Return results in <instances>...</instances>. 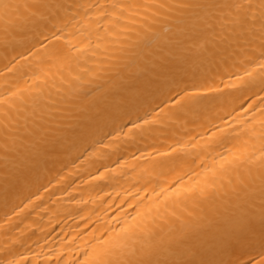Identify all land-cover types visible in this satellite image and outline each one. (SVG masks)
Returning <instances> with one entry per match:
<instances>
[{
    "label": "bare ground",
    "instance_id": "bare-ground-1",
    "mask_svg": "<svg viewBox=\"0 0 264 264\" xmlns=\"http://www.w3.org/2000/svg\"><path fill=\"white\" fill-rule=\"evenodd\" d=\"M0 264H264V0H0Z\"/></svg>",
    "mask_w": 264,
    "mask_h": 264
}]
</instances>
